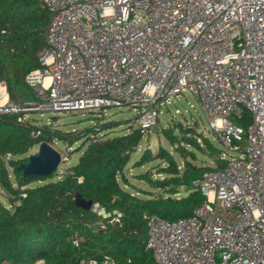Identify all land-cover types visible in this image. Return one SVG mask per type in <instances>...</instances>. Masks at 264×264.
Here are the masks:
<instances>
[{
  "label": "built area",
  "instance_id": "2783aa9c",
  "mask_svg": "<svg viewBox=\"0 0 264 264\" xmlns=\"http://www.w3.org/2000/svg\"><path fill=\"white\" fill-rule=\"evenodd\" d=\"M39 2L51 20L41 67L26 76L34 100L15 105L1 81L0 115L127 106L145 136L164 105L191 91L211 132L241 154L223 152L224 167L193 180L205 200L192 216L146 215L147 248L156 264H264V0Z\"/></svg>",
  "mask_w": 264,
  "mask_h": 264
},
{
  "label": "trees",
  "instance_id": "16d2710c",
  "mask_svg": "<svg viewBox=\"0 0 264 264\" xmlns=\"http://www.w3.org/2000/svg\"><path fill=\"white\" fill-rule=\"evenodd\" d=\"M50 20L51 13L39 0H0V82H6L15 105L34 100L26 76L41 67ZM30 113L22 110L0 115V188L8 199V205L0 200V264H156L147 248L149 225L145 216L155 214L168 220L192 216L205 200L193 187V180L226 164L220 157L223 152L211 139L179 123L176 129L181 138L175 130L167 135L173 145L178 143L175 151L184 157L183 168L166 148L152 158L146 155L144 162L159 157L168 165L159 170L165 175L163 179L154 178L152 171L136 176L150 186L142 188L126 174L144 137L137 126L133 124L127 133L110 135L119 125L109 121L97 129L87 126L82 133L66 132L39 126L30 117L19 121ZM250 122L251 114L245 112L239 123L247 126ZM199 137L215 157V165L193 162L198 159L195 149H201ZM56 139L68 146L83 140L76 150L81 152L77 162L63 173L58 169L47 177L22 178L17 168L28 162V152L37 144ZM181 191L185 194L175 196ZM76 192L108 211L123 212V216L111 221L114 216L103 218L79 207Z\"/></svg>",
  "mask_w": 264,
  "mask_h": 264
},
{
  "label": "rangeland",
  "instance_id": "374dc122",
  "mask_svg": "<svg viewBox=\"0 0 264 264\" xmlns=\"http://www.w3.org/2000/svg\"><path fill=\"white\" fill-rule=\"evenodd\" d=\"M8 90V88H7ZM9 93V92H8ZM10 99V94H9ZM163 112L160 116L155 127L152 128L151 132L143 137L142 143L138 146L137 150L132 154L131 162L129 163L126 174L130 182L140 186L142 188H150L146 181L139 180L136 176L141 173L152 171L154 178H164V173H159L162 167L167 166V162L163 158H153L148 162H144V158L149 156L152 158L158 154L161 148L168 149L173 153L179 163V167L183 168L184 157L180 156L175 151V146L168 137L170 131H174L175 134H179L181 138L182 133L176 129L177 124L181 123L186 127H193L196 129V133H201L203 136L211 139L218 150L225 152L227 158L234 156H240V151L229 150L219 138L211 132L209 121L207 120L205 113L201 108L198 97L191 91L185 90L179 98H176L171 104L164 105L162 108ZM103 111V110H102ZM28 117L34 118V123L39 126H50L51 130L60 128L66 132H83L87 126H91L95 129L99 128L101 123L113 121L119 126L113 129L109 134L116 135L119 133H127L128 129L134 124L133 117L136 114L133 107H109L103 113L99 112H41L35 110H29ZM136 126V124H134ZM98 126V127H97ZM191 136V135H190ZM53 140V138L51 139ZM201 149H195L197 152V158L193 160L194 163L201 166H213L215 165V157L210 155V149L205 146L202 137L198 139ZM58 150L63 154L64 160L62 161L59 170L61 173L65 172L70 166L74 165L79 159L80 153L76 151L83 145V140L75 143L73 146H68V143H64L56 139L52 141ZM39 145H35L26 156L35 154L39 150ZM192 148V147H188ZM145 156V157H144ZM191 159V157H188ZM11 170V167H10ZM14 182L15 179L12 176ZM32 183L31 186H34ZM127 189L135 191L130 186H125ZM156 190V189H154ZM157 191V190H156ZM159 192V191H158ZM184 191L177 193L175 196H182ZM0 200L8 205V199L4 192L0 188Z\"/></svg>",
  "mask_w": 264,
  "mask_h": 264
},
{
  "label": "water",
  "instance_id": "95a60500",
  "mask_svg": "<svg viewBox=\"0 0 264 264\" xmlns=\"http://www.w3.org/2000/svg\"><path fill=\"white\" fill-rule=\"evenodd\" d=\"M63 160L62 152L49 141H44L40 143L38 152L30 155L28 162L22 163L17 169L21 171L22 178L29 175L47 177L59 169ZM75 202L85 210H91L94 205L93 200H87L80 192H76Z\"/></svg>",
  "mask_w": 264,
  "mask_h": 264
}]
</instances>
